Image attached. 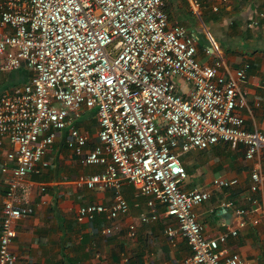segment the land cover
<instances>
[{
	"label": "built area",
	"instance_id": "1",
	"mask_svg": "<svg viewBox=\"0 0 264 264\" xmlns=\"http://www.w3.org/2000/svg\"><path fill=\"white\" fill-rule=\"evenodd\" d=\"M197 49L187 26L171 23L166 0H0V73L22 67L32 73L0 94V145L11 143L7 156L13 161L3 168L10 178L0 218V264H17L12 243L23 215L19 203L29 201L34 187L27 176L65 128L81 161L102 166L82 174L80 182L115 192L111 204L81 206L79 220L128 213L122 189L131 184L148 197L142 222L157 220L160 204L175 219L166 232L170 241L187 239V264L241 262L223 244L239 227L259 221L250 217L251 208L221 200L218 206L235 209L241 220L217 236L204 232L194 209L215 188L236 186L238 178L217 176L212 187L185 189L181 156L224 141L244 145L252 159L264 149V132L249 129L240 112L249 63L224 72L220 61L201 62ZM82 108L94 110L97 119L99 141L92 149L77 125ZM262 182L256 163L248 196L253 205Z\"/></svg>",
	"mask_w": 264,
	"mask_h": 264
},
{
	"label": "crops",
	"instance_id": "2",
	"mask_svg": "<svg viewBox=\"0 0 264 264\" xmlns=\"http://www.w3.org/2000/svg\"><path fill=\"white\" fill-rule=\"evenodd\" d=\"M166 0L171 23H180L197 37V57L206 64L221 62L224 72L249 63L247 79L242 83L246 105L240 108L249 129L264 132V0ZM255 24H251L253 21ZM31 70L0 73V94L26 82ZM181 82L182 80L179 79ZM182 83V82H181ZM185 85H183L184 87ZM82 108L78 124L91 120ZM81 128V127H80ZM85 131V130H83ZM89 135L88 148L99 141L98 131ZM69 130L58 132L52 147L30 172L27 181L33 183L29 201L19 203L23 215L12 243L17 264H187L191 247L179 235L170 241L166 228L175 219L159 205L160 217L142 222L140 215L149 211L148 197L139 196L131 184L123 186L130 210L109 219L98 214L94 219L79 220L81 206L90 203L111 204L113 188H89L80 182L82 174L97 171L100 165L84 164L67 144ZM92 135V136H91ZM12 145L5 140L0 145V218L12 166L8 151ZM182 161L188 176L185 189L212 187L217 176L238 178L231 188H215L212 196L194 206L199 221L208 236H217L229 226H239L241 217L233 208H220L221 200L232 199L238 206L251 208L252 220L239 227L223 244L227 254H239V264H264V149L252 159L246 156L244 145L233 146L220 141L206 149L183 153ZM259 163L263 182L257 193L259 203L249 200L252 167ZM135 224V229L130 228ZM110 228V232L106 229Z\"/></svg>",
	"mask_w": 264,
	"mask_h": 264
},
{
	"label": "rangeland",
	"instance_id": "3",
	"mask_svg": "<svg viewBox=\"0 0 264 264\" xmlns=\"http://www.w3.org/2000/svg\"><path fill=\"white\" fill-rule=\"evenodd\" d=\"M85 114H87V116L91 117V120L86 121L83 124H80L79 122V127H81L82 130L88 131L90 134L92 133H96L98 131V124H97V119L95 114L93 115L92 112H89L87 109H85ZM81 114H83L84 112H80ZM92 136V135H91Z\"/></svg>",
	"mask_w": 264,
	"mask_h": 264
},
{
	"label": "trees",
	"instance_id": "4",
	"mask_svg": "<svg viewBox=\"0 0 264 264\" xmlns=\"http://www.w3.org/2000/svg\"><path fill=\"white\" fill-rule=\"evenodd\" d=\"M22 69H24V67H22V68H19V69H16V70H12V71H10V72H13V71H18V70H22ZM77 125L79 126V124L77 123Z\"/></svg>",
	"mask_w": 264,
	"mask_h": 264
},
{
	"label": "water",
	"instance_id": "5",
	"mask_svg": "<svg viewBox=\"0 0 264 264\" xmlns=\"http://www.w3.org/2000/svg\"><path fill=\"white\" fill-rule=\"evenodd\" d=\"M186 86H184V88H185Z\"/></svg>",
	"mask_w": 264,
	"mask_h": 264
}]
</instances>
